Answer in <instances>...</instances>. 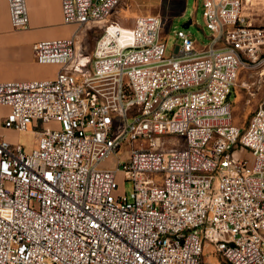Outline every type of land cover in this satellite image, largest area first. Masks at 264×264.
<instances>
[{
  "label": "built area",
  "instance_id": "1",
  "mask_svg": "<svg viewBox=\"0 0 264 264\" xmlns=\"http://www.w3.org/2000/svg\"><path fill=\"white\" fill-rule=\"evenodd\" d=\"M124 1L61 0L75 32L33 46L56 78L0 82V264H206L205 246L264 264V99L243 127L231 103L241 68L264 67V15L203 0L210 43L178 31L167 56L163 17L124 26ZM8 6L28 29L27 1ZM30 129L32 152L3 132Z\"/></svg>",
  "mask_w": 264,
  "mask_h": 264
},
{
  "label": "rangeland",
  "instance_id": "2",
  "mask_svg": "<svg viewBox=\"0 0 264 264\" xmlns=\"http://www.w3.org/2000/svg\"><path fill=\"white\" fill-rule=\"evenodd\" d=\"M254 5L257 6L258 4ZM203 13V0H126L121 3L112 19L124 26L131 27L137 16L161 15L165 23L164 41L166 43V55L170 56L176 49L178 40L176 33L178 31H185L198 48L208 46L211 41V32L206 26ZM259 15H264V12L259 13ZM190 20L192 23L188 28H185L184 25ZM74 32L75 29L71 33ZM82 35L84 36L85 34L83 33ZM98 35L97 32H89L88 35L84 36V45L87 47L88 54H91L94 49ZM178 44L181 45L182 41L180 40ZM263 99L264 67H242L231 95L234 122L241 127L245 126L253 111ZM6 111L7 109L0 108V117L5 115ZM44 128L45 125H38V130ZM3 132L6 133L10 141L22 145L26 152H32L37 148L35 131L32 129L26 132L10 130H4ZM118 182L121 185V191L125 192L130 200L134 188L133 182L126 180L123 174L119 175ZM212 251L213 248L211 246H205V263L219 264L217 258L211 254Z\"/></svg>",
  "mask_w": 264,
  "mask_h": 264
},
{
  "label": "crops",
  "instance_id": "3",
  "mask_svg": "<svg viewBox=\"0 0 264 264\" xmlns=\"http://www.w3.org/2000/svg\"><path fill=\"white\" fill-rule=\"evenodd\" d=\"M26 1L30 25L28 29L18 30L11 23L8 0H0V82L55 79L60 67L38 63L33 46L44 40L68 38L75 29L64 24L61 0ZM254 8L259 14L258 7Z\"/></svg>",
  "mask_w": 264,
  "mask_h": 264
},
{
  "label": "bare ground",
  "instance_id": "4",
  "mask_svg": "<svg viewBox=\"0 0 264 264\" xmlns=\"http://www.w3.org/2000/svg\"><path fill=\"white\" fill-rule=\"evenodd\" d=\"M245 1V3H247V4H249V5H251L252 7H257V6H255L254 4H251V2L250 1H248V0H244Z\"/></svg>",
  "mask_w": 264,
  "mask_h": 264
},
{
  "label": "water",
  "instance_id": "5",
  "mask_svg": "<svg viewBox=\"0 0 264 264\" xmlns=\"http://www.w3.org/2000/svg\"><path fill=\"white\" fill-rule=\"evenodd\" d=\"M192 23V21L190 20L187 24L184 25L185 28H188L190 26V24Z\"/></svg>",
  "mask_w": 264,
  "mask_h": 264
}]
</instances>
